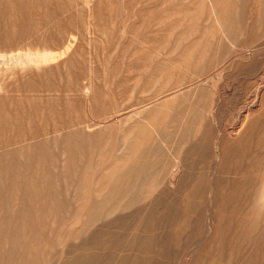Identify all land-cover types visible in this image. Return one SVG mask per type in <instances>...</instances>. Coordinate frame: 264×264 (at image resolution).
Instances as JSON below:
<instances>
[{
    "label": "bare ground",
    "instance_id": "obj_1",
    "mask_svg": "<svg viewBox=\"0 0 264 264\" xmlns=\"http://www.w3.org/2000/svg\"><path fill=\"white\" fill-rule=\"evenodd\" d=\"M239 7L237 0H175L172 13L163 22L169 28L163 30L155 52L146 58L147 66L156 62L147 87L157 92L125 120L135 125L122 130L116 150L119 155L107 163L93 191L90 171L95 174L93 166L108 142L97 135L95 117L90 119L91 127L56 138L50 146L31 143L1 152V264H41L40 253L52 246L53 238H60L59 232L54 234L60 210L55 188L59 179L50 181L47 168L52 150L61 158L58 175L71 182L76 201L82 204L75 220L79 238H84L100 217L128 210L170 179L172 189L188 190L189 197L172 220L177 244L187 232L198 230L201 210L193 200L206 195V210L216 209L212 211L215 218L208 215L201 225L194 252L188 251L193 253L175 264H258L263 260L257 254L264 250V162L253 155L259 125L249 123L264 121V80L254 83L248 96L252 102L238 107L237 96L243 93L241 84L247 79L232 81L223 71L228 59L234 62L230 55L237 54L236 46L249 39L252 21H263L264 0L252 1L243 23ZM250 63L254 70L257 62ZM213 66L218 67L212 75L199 78ZM168 85L174 90L165 92ZM9 95L29 94L18 89ZM20 120L19 114L12 117L0 110V135L20 129ZM262 147L263 154L264 144ZM165 148L169 150L167 159L157 167L155 159ZM231 213H236L235 223ZM43 230L49 231L48 237ZM144 235L130 238L128 251L118 252L115 264H155L158 258L154 262V255L147 257Z\"/></svg>",
    "mask_w": 264,
    "mask_h": 264
},
{
    "label": "rangeland",
    "instance_id": "obj_2",
    "mask_svg": "<svg viewBox=\"0 0 264 264\" xmlns=\"http://www.w3.org/2000/svg\"><path fill=\"white\" fill-rule=\"evenodd\" d=\"M237 1L243 23L254 0ZM174 2L0 0V110L4 109L12 117L15 114L21 117L17 123L20 129L0 135V154L31 143L50 146L56 138L91 127L90 119L95 117L97 135L108 142L103 156L93 166L95 174L90 171V192L93 191L95 181H99L107 163L119 155L116 150L121 145L122 130L135 125L125 120L151 101L157 92L156 88L150 90L147 87L156 62L147 66L146 58L155 52L163 30L169 28L163 22L172 13ZM251 25L249 39L236 46L237 54L230 55L234 62L228 59L223 71L232 81L247 79L241 84L243 93L237 96L238 107L252 102L248 96L255 88L254 83L264 80V18L260 22L252 21ZM254 56L256 59L252 60L257 65L252 70L250 57ZM217 67L209 68L199 78L212 75ZM27 78L30 81H26ZM196 79H187L182 86ZM236 85L239 86V82ZM174 88L168 85L165 92ZM18 89L29 95L18 98L9 95L13 91L17 93ZM249 124L259 125L256 129L260 132L256 135L259 146L253 155L256 161L263 163L264 121ZM165 149L164 154L155 159L157 167L167 159L169 150ZM49 160L50 181L59 179L55 188L60 197L57 203L60 210L54 234L59 232L60 238H53L52 246L40 253L41 264H115L119 254L128 251L129 241L139 234H145L146 256L152 258L154 255V262L158 258L155 264L179 263L188 257V251L194 252L201 225L213 210L216 211L213 207L211 212L206 210V195L193 200L195 208L201 210L197 217L198 230L187 232L180 245L177 244L178 235L173 231L172 220L178 213L177 208H183L189 197L188 190L172 189L169 179L150 197L128 210L111 217H100L89 227L86 236L79 238L75 220L82 212V204L76 201L71 182L59 176L61 158L58 152L52 150ZM233 214L230 216L235 223L236 213ZM43 232L48 237L49 231ZM96 240L100 242L96 243ZM257 256L263 259L258 264H264L263 249Z\"/></svg>",
    "mask_w": 264,
    "mask_h": 264
}]
</instances>
